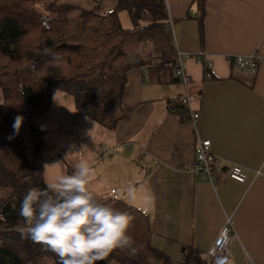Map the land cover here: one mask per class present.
<instances>
[{
  "label": "crops",
  "instance_id": "0c3cea01",
  "mask_svg": "<svg viewBox=\"0 0 264 264\" xmlns=\"http://www.w3.org/2000/svg\"><path fill=\"white\" fill-rule=\"evenodd\" d=\"M79 1L107 13L118 0ZM165 2L177 49L206 54L212 62L206 68L185 60L187 91L199 112L196 131L181 103L183 84L155 66L142 67L139 54H128L126 114L116 127L87 119L72 96L53 89L47 111L32 119L44 131L39 152L25 123L20 125L27 158L41 167L46 183L88 160L101 202L122 200L148 216L151 245L166 258L151 257V264H180L190 248L205 259L227 219L234 232L227 264H264V0H204L203 14L195 0ZM250 53L261 57L257 72L234 73L226 56ZM198 139L210 141L211 153L250 169L246 181L223 170H214L213 183L191 173Z\"/></svg>",
  "mask_w": 264,
  "mask_h": 264
},
{
  "label": "trees",
  "instance_id": "16d2710c",
  "mask_svg": "<svg viewBox=\"0 0 264 264\" xmlns=\"http://www.w3.org/2000/svg\"><path fill=\"white\" fill-rule=\"evenodd\" d=\"M36 2L0 0V264L58 261L54 253L22 239L17 231L25 226L19 209L27 190L45 189L47 183L41 167L27 158L19 130L13 127L15 118L23 117L34 149L39 152L44 131L32 119L47 111L53 89L72 96L76 109L87 119L112 130L126 114L122 98L131 67L128 54H140L143 66H155L169 72L170 77L174 74L175 43L166 26L168 16L162 0H118L107 13L52 0L50 18L36 10ZM195 2L203 14L204 0ZM124 10L137 20L131 28H124L120 22L119 13ZM5 189L10 192L3 197ZM104 203L134 218L129 234L136 253L117 249L97 264H151V257L166 261L164 254L151 245L146 214L122 200L111 198ZM180 264L208 262L190 248Z\"/></svg>",
  "mask_w": 264,
  "mask_h": 264
},
{
  "label": "clouds",
  "instance_id": "9594fccd",
  "mask_svg": "<svg viewBox=\"0 0 264 264\" xmlns=\"http://www.w3.org/2000/svg\"><path fill=\"white\" fill-rule=\"evenodd\" d=\"M44 27H48L47 21ZM22 120L15 118L17 131ZM73 167L71 174L57 176L45 189L27 190L19 209L25 222L17 228L21 238L54 253L57 264H97L117 249L135 254V241L129 234L134 218L109 207L94 194L95 171L88 160ZM132 194L129 187L128 195Z\"/></svg>",
  "mask_w": 264,
  "mask_h": 264
},
{
  "label": "built area",
  "instance_id": "2783aa9c",
  "mask_svg": "<svg viewBox=\"0 0 264 264\" xmlns=\"http://www.w3.org/2000/svg\"><path fill=\"white\" fill-rule=\"evenodd\" d=\"M162 1L163 3H166L165 0ZM166 26L173 36L172 20L169 17L167 19ZM174 48L176 51V59L173 62V73L175 78L185 87V95L181 100V103L186 109H188V122L196 131L199 112L192 108L191 95L187 91L189 77L185 69V60L187 58H193L198 62H202L206 68L211 67L212 62L206 54L182 53L177 49L176 44ZM226 60L231 64L233 72L237 75H254L257 72L261 57L256 53L235 54L226 56ZM156 63L157 61L153 62V64ZM206 76H211L209 70L206 73ZM214 170H223L227 177L239 182L246 181L248 174L250 173V169L246 168L245 166L236 162L228 161L218 155L211 153L210 141L208 139H198L194 149V163L190 167L191 173L198 175L201 179L213 183L215 179ZM255 173L258 174L259 172L256 171ZM233 237L234 232L232 221L227 219L213 245L206 252L205 259L208 264H227L230 259L228 246ZM248 264L259 263L249 259Z\"/></svg>",
  "mask_w": 264,
  "mask_h": 264
},
{
  "label": "rangeland",
  "instance_id": "374dc122",
  "mask_svg": "<svg viewBox=\"0 0 264 264\" xmlns=\"http://www.w3.org/2000/svg\"><path fill=\"white\" fill-rule=\"evenodd\" d=\"M52 0H37L36 2V10L44 17V18H50L53 14L50 12L49 8H50V3ZM63 1H67V2H72L74 4H79L81 6L84 7H88L91 8L89 5H87L86 3H84L83 1H79V0H63ZM120 17V22L122 24V26L124 28H131L132 26H134L135 22H137V20H133L129 13L127 11H122L119 14ZM130 54H136V53H130ZM138 54V53H137ZM140 55V54H139ZM170 74H168L169 77V81H170ZM10 190L5 189V191L3 192L2 196L6 197L9 194Z\"/></svg>",
  "mask_w": 264,
  "mask_h": 264
}]
</instances>
